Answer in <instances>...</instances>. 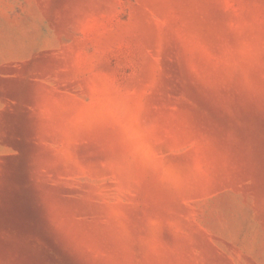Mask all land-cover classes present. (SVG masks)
Here are the masks:
<instances>
[{
    "label": "rangeland",
    "instance_id": "1",
    "mask_svg": "<svg viewBox=\"0 0 264 264\" xmlns=\"http://www.w3.org/2000/svg\"><path fill=\"white\" fill-rule=\"evenodd\" d=\"M0 264H264V0H0Z\"/></svg>",
    "mask_w": 264,
    "mask_h": 264
}]
</instances>
